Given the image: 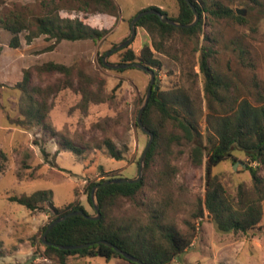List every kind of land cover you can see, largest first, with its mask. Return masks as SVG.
<instances>
[{
	"label": "rangeland",
	"instance_id": "rangeland-1",
	"mask_svg": "<svg viewBox=\"0 0 264 264\" xmlns=\"http://www.w3.org/2000/svg\"><path fill=\"white\" fill-rule=\"evenodd\" d=\"M52 1L66 8L79 5L76 0H0V19L9 13L24 19L39 16ZM112 1L118 8V23L96 42H56L41 36L26 44V33L22 32L18 47L13 48L12 35L0 27V148L7 156L5 169L0 173V264H59L54 258H46L40 245L43 227L53 220L51 212H31L10 202L9 197L49 191L55 207L78 203L89 215H95L87 200L90 183L108 177L133 179L138 175L148 136L137 126V117L150 78L135 68L108 69L101 59L130 36V20L139 12L157 7L169 18H175L178 7L175 0ZM220 1L237 10L242 0ZM240 10L245 11V24L205 20L202 33L214 40L212 65L229 82L232 96L258 106L264 104V13L245 7ZM199 41L204 44L202 35ZM149 42L145 30L137 28L131 47L138 55ZM240 48L247 51L244 61L240 60ZM156 57L162 67L155 75L154 85L161 91L169 90L180 82V68L170 57L159 54ZM106 60L119 63L120 55L115 52ZM50 62L71 69V88H62L65 82L62 74L43 70ZM193 71L199 72L197 67ZM79 73L92 79L93 91L98 89L99 81L104 82L106 102L91 104L86 110L79 108L80 96L76 92ZM25 77L29 91L59 85L60 89L49 93L47 98L35 97L37 101H45L46 130L36 125L27 128L18 125L19 119L24 120L22 113L26 107L19 87ZM194 81V87L203 95L201 77ZM207 114L204 111L199 121L202 133L207 126ZM106 139L123 153L122 160L108 155L103 145ZM63 140L82 152L76 155L61 150L59 142ZM231 153L233 158L214 166L212 175L219 178L231 197L235 198L240 191L246 198L263 196V219L256 229L246 234H227L217 230L207 213L202 219L192 218L198 202L204 199L206 157L200 166H194L188 148L177 145L171 146L168 154L162 147L157 149L149 170H143L141 190L132 200H116L106 212V219L146 224L152 211L161 209L163 223L173 225L180 233L187 232V222L193 224L194 240L171 264H264V164L249 163L241 150L234 149ZM247 166L255 170L260 181L258 188ZM66 264L127 263L117 258L105 261L70 257Z\"/></svg>",
	"mask_w": 264,
	"mask_h": 264
},
{
	"label": "trees",
	"instance_id": "trees-1",
	"mask_svg": "<svg viewBox=\"0 0 264 264\" xmlns=\"http://www.w3.org/2000/svg\"><path fill=\"white\" fill-rule=\"evenodd\" d=\"M76 1L79 5L70 8L52 1L46 5L43 14L32 16L30 19L9 13L0 19V27L12 35L10 46L16 48L22 32L26 33L24 35L26 44L41 36L56 42L81 40L96 42L103 39L117 25L118 8L112 0ZM175 1L178 7L177 15L170 19L180 24H191L195 16L189 5L184 0ZM189 2L199 15L195 26L188 29L177 28L162 23L155 15H146L136 23V28L145 30L150 42L140 49L138 55L131 47L132 43L117 51L120 55L119 63H140L153 70L155 75L162 67L156 54L170 57L180 68V82L166 91L160 89L152 91L142 114L144 127L154 135L153 143L146 155L144 172L149 170L160 147L166 154L171 146L187 147L189 159L194 166H200L203 158L206 157L204 199L198 202L192 218L199 220L204 213H207L218 231L233 235L246 234L256 229L263 219V196L246 198L240 191L238 196L231 197L219 178L212 175V168L233 158L231 152L234 149L243 151L249 163L264 164L263 98L260 99L262 104L254 106L246 99L232 96L229 82L212 65L215 54L214 40L208 35H203L202 32L205 20L229 21L237 24H245L247 20L237 15L234 7L225 5L220 0H189ZM238 4L239 9L245 7L264 13V0H242ZM148 9H156L164 13L157 7ZM201 35L204 44L199 41ZM246 53V50L239 49L241 61L245 60ZM195 67L198 68V73H194ZM42 68L47 72L62 74L65 77L62 88L72 87V82L69 80L70 68L52 62ZM196 77H201L203 95L194 87ZM78 78L76 92L80 96L79 108L86 110L91 104L106 102L107 95L102 91L103 81H99L98 89L93 91L90 88L92 83L90 77L79 73ZM26 81L27 77L24 78V83L19 85L26 107L22 113L24 120L19 119L18 125L24 128L36 125L46 130V104L45 101L35 100V97L45 99L49 93L60 89L59 85L45 90L34 88L29 91L26 88ZM204 111L208 112L207 126L202 133L199 121ZM103 145L112 159H123V153L117 150L110 140H104ZM59 146L61 150L76 155L82 152L65 140L59 142ZM6 163L7 156L0 148V173L4 171ZM247 169L250 170L258 188L257 184L260 181L255 170L250 166H247ZM111 179L117 177H108L88 185L87 200L91 206L92 188ZM143 185L144 179L137 184H113L98 189L95 194L101 214L98 221L73 216L54 226L46 236L47 242L60 246L93 245L79 250H61L46 246L40 240L44 256L56 259L59 264H66V260L70 257L102 258L105 261L117 258L127 264H136L123 258L114 249L98 244L99 241H106L144 264H171L194 240L193 224L187 222V232L180 233L173 225L163 223L164 216L161 209L153 210L146 224L134 225L129 220H107L105 217L116 200L134 199ZM9 201L31 212L50 211L53 220L78 210L88 214L78 203L55 207L49 191H37L29 196H12L9 197ZM46 227L47 225L43 227V233Z\"/></svg>",
	"mask_w": 264,
	"mask_h": 264
},
{
	"label": "water",
	"instance_id": "water-1",
	"mask_svg": "<svg viewBox=\"0 0 264 264\" xmlns=\"http://www.w3.org/2000/svg\"><path fill=\"white\" fill-rule=\"evenodd\" d=\"M190 7V9L192 10L194 16H195V19L194 21L191 23V24H180V23H177L176 21L170 19L166 14L164 13H161L159 12L158 10L156 9H146V10H143L141 12H139L137 15H135L131 21H130V36L125 39L124 41H122L121 43H119L118 45H116L113 49L107 51L104 56L102 57L101 59V63L104 67L108 68V69H112V70H123V69H127V68H135V69H139L141 71H144L145 73H147L149 75V85H148V88H147V93H146V97H145V100H144V103L142 105V107L140 108L139 110V113H138V117H137V126L141 129V131L143 133H145L147 136H148V142L142 152V155L140 157V160H139V168H138V175L136 178H133V179H122V178H117V179H111V180H106L96 186H94L90 192V199H91V203H92V207L95 211V215H88V214H85L82 210H78V211H73L71 213H68L67 215H64L62 217H58L56 219H54L53 221H51L42 237H41V242L46 245V246H53L55 248H58V249H61V250H79V249H84V248H87L93 244H83V245H71V246H60V245H55V244H51L49 242H47L46 240V236L47 234L49 233V231L54 227L56 226L57 224L61 223L62 221L70 218V217H73V216H81L83 217L84 219H87V220H90V221H98L100 218H101V214H100V209H99V205L96 201V191L100 188H103L105 186H108V185H113V184H123V183H127V184H137L139 183L141 180H142V173H143V170H144V165H145V159H146V155H147V152L148 150L150 149L152 143H153V140H154V135L152 132H150L147 128L144 127L143 123H142V114L147 106V103H148V100L150 98V95H151V92L152 91H156L158 90V87L156 85H154L155 83V73L153 70L143 66L142 64L140 63H132V64H128V63H109L107 62V58L109 55L127 47L130 43H132V41L134 40V38L136 37V23L144 16L146 15H155L157 17L160 18L161 22L162 23H165V24H168V25H171V26H174V27H177V28H182V29H188V28H191L193 26H195L197 23H198V20H199V15L198 13L196 12V9L195 7L189 2V0H184ZM236 14L241 16V17H244L245 16V11L244 10H240V9H237L236 10ZM237 164H240V163H237ZM237 164L235 165V167L237 166ZM243 165L244 167H246L244 164H241ZM98 244H103V245H106L112 249H114L119 255H121L123 258L133 262V263H136V264H144L143 262H141L140 260H138L137 258L129 255L128 253H125L123 252L122 250H120L119 248L115 247L113 244H110L106 241H99Z\"/></svg>",
	"mask_w": 264,
	"mask_h": 264
}]
</instances>
